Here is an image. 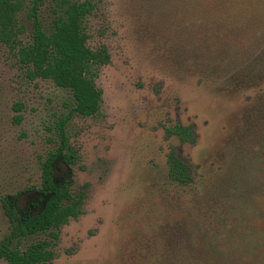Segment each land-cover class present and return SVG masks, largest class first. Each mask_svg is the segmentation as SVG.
Masks as SVG:
<instances>
[{
    "label": "rangeland",
    "instance_id": "374dc122",
    "mask_svg": "<svg viewBox=\"0 0 264 264\" xmlns=\"http://www.w3.org/2000/svg\"><path fill=\"white\" fill-rule=\"evenodd\" d=\"M90 1L87 45L109 55L95 78L100 109L70 117L75 159L56 169L83 195L82 212L53 230L56 240L41 233L21 248L52 241V264H160L200 219L212 221L218 198L234 212L233 232L221 234L234 239L230 264H264V0ZM52 7L39 10L46 27ZM18 20L27 43L25 12ZM72 105L70 91L30 79L0 43V199L21 193L25 206L35 195ZM175 125L193 140L169 136ZM170 153L189 167L191 187L169 178ZM9 230L0 201V241Z\"/></svg>",
    "mask_w": 264,
    "mask_h": 264
},
{
    "label": "trees",
    "instance_id": "16d2710c",
    "mask_svg": "<svg viewBox=\"0 0 264 264\" xmlns=\"http://www.w3.org/2000/svg\"><path fill=\"white\" fill-rule=\"evenodd\" d=\"M46 1L53 5V17L48 27L43 25L39 15ZM231 4L233 8L234 3ZM92 9L90 0H0V43L15 51L30 79L51 80L55 86L70 91L73 101L69 115L56 123L57 142L41 161V185L35 195L25 206H21V193L0 199L10 223L9 233L0 241V259L7 264H52L55 258L52 241H36L24 249L20 246L22 241L41 233H48L56 240L58 237L53 230L82 212L83 195L73 194L68 179L57 175L56 169L59 163L67 167L75 159L65 132L70 117L74 114L93 116L100 109L102 92L97 88L95 78L98 69L108 62L109 55L105 47L92 50L87 45L85 20ZM21 12H25L31 26L27 43L18 39L25 32L18 20ZM20 108L15 105V109ZM19 120L20 117H15V122ZM167 134L182 142L193 140L190 129L181 125H175ZM167 162L169 178L179 187H191L188 185L191 180L189 167L174 153L168 155ZM230 209H224L223 214L221 201L216 198L208 211L212 221L206 223V218L200 219L201 224L193 226L184 246L178 245L179 249L173 255L163 253L159 263H232L236 253L233 236H229L226 243L221 238L225 225L231 226L226 232H233V222H228L233 212Z\"/></svg>",
    "mask_w": 264,
    "mask_h": 264
}]
</instances>
